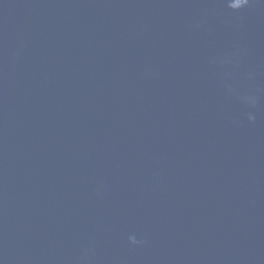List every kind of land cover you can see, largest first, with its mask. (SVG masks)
Wrapping results in <instances>:
<instances>
[{
	"label": "water",
	"instance_id": "1",
	"mask_svg": "<svg viewBox=\"0 0 264 264\" xmlns=\"http://www.w3.org/2000/svg\"><path fill=\"white\" fill-rule=\"evenodd\" d=\"M0 264H264V0H0Z\"/></svg>",
	"mask_w": 264,
	"mask_h": 264
}]
</instances>
